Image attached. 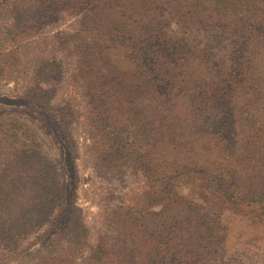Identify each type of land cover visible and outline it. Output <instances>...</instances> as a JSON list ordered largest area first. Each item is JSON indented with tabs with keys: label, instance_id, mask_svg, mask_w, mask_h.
I'll list each match as a JSON object with an SVG mask.
<instances>
[{
	"label": "trees",
	"instance_id": "16d2710c",
	"mask_svg": "<svg viewBox=\"0 0 264 264\" xmlns=\"http://www.w3.org/2000/svg\"><path fill=\"white\" fill-rule=\"evenodd\" d=\"M25 1L31 15L83 14L65 41L76 42L100 138L93 150L101 167L124 163L144 180L115 212L128 264H225L245 249L264 252V0ZM62 67L52 60L46 69ZM26 97L42 108L39 93ZM52 203L0 209L1 232L48 226ZM62 218L57 241L73 254L57 255L51 242L44 264L87 246L72 204ZM91 252L102 263L111 250L100 243Z\"/></svg>",
	"mask_w": 264,
	"mask_h": 264
},
{
	"label": "rangeland",
	"instance_id": "374dc122",
	"mask_svg": "<svg viewBox=\"0 0 264 264\" xmlns=\"http://www.w3.org/2000/svg\"><path fill=\"white\" fill-rule=\"evenodd\" d=\"M82 19L81 13L31 15L25 0H0V209L6 212L9 206L15 212L53 202L48 226L12 235L0 227V264H44L55 256L47 248L51 242L57 255H72L68 245L57 241L66 204L77 209L88 236L86 248L62 264H128L129 245L115 212L138 197L144 180L124 163L117 169L101 167L93 150L100 138L91 133L89 98L76 70V42L65 41L79 32ZM52 60L63 63L62 74L46 69ZM32 91L43 98L42 108L26 97ZM64 184L66 195L58 199ZM49 226L53 231L45 235ZM100 243L110 255L91 263V251ZM225 264H264V252L245 249Z\"/></svg>",
	"mask_w": 264,
	"mask_h": 264
}]
</instances>
